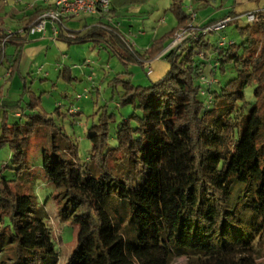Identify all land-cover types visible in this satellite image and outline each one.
<instances>
[{"label":"trees","instance_id":"obj_1","mask_svg":"<svg viewBox=\"0 0 264 264\" xmlns=\"http://www.w3.org/2000/svg\"><path fill=\"white\" fill-rule=\"evenodd\" d=\"M184 3L173 0L178 25L154 40L145 54L130 48L119 27L108 23L99 27L105 26L124 47L125 62L142 64L157 58L191 17ZM48 8L31 15L24 32H14L8 42L31 33V26ZM111 10L110 5L104 14ZM255 13L256 22L239 28L245 37L240 44L221 32L217 42L211 36L218 33L190 37L167 51L171 69L160 82L142 87L115 78V83L124 85L122 105L135 104L139 109L132 117L135 122L122 123L113 149L106 148L108 121L115 116L95 124L89 131L92 154L83 163L77 142L56 123L54 113L44 109L40 98L32 95L25 110H14L20 114L16 121L7 115L8 108L21 107L30 92L26 84L22 101H0L6 109L0 144L11 148L20 172L28 166L30 140L40 129L47 130L54 142V152H42L43 169L67 198L65 216L72 215L79 224L78 244L67 264H173L184 256L190 264H259L258 244L264 240V9ZM230 15L240 19L232 11L202 24ZM195 23L200 25L197 17ZM8 34L0 30V65L7 58L8 42L3 46L2 41ZM222 37L225 45L220 44ZM21 52L19 45L4 81L19 71ZM202 53L209 61L199 58ZM65 70L64 77L78 79L69 67ZM229 73L235 75L216 89ZM56 111L60 118L67 117L59 108ZM3 258L8 264L59 262L51 230L33 209L32 197L2 178Z\"/></svg>","mask_w":264,"mask_h":264},{"label":"rangeland","instance_id":"obj_2","mask_svg":"<svg viewBox=\"0 0 264 264\" xmlns=\"http://www.w3.org/2000/svg\"><path fill=\"white\" fill-rule=\"evenodd\" d=\"M1 1L0 6L2 5ZM192 1L185 0V10L190 12L189 7H186V5ZM207 1L209 6H203ZM172 4L173 0H149V3L138 7L150 16L143 22L146 26L145 31L153 32L154 38H160L177 25L175 12L170 9ZM193 6L197 10L198 21L213 19L222 14H229L232 11L235 15L240 16V19L232 21L228 28L221 33L228 40L234 39L240 44L245 40V37L239 34V28H244L253 23L248 21L247 13L263 10L264 0H194ZM161 18L164 19L161 20ZM13 20L17 21L16 19ZM14 21L5 18L6 26L8 25L12 28L17 25ZM176 32L174 33L173 41L175 40ZM105 35V40L100 37L95 38L101 39L103 43L94 40L85 43H68L65 40L50 42L48 56L41 61V64H37L27 77L26 86H28L30 92L25 94L22 101L20 97L23 94L21 88L24 87V83L21 80L18 84L21 90L13 92L10 99H8L11 102L13 101V103L19 100L22 101L21 107L16 106L6 110L0 103V127L5 118V110L8 111L7 115H9L11 120L16 121L18 118L14 115V110H25L27 103L31 101V96L34 95L35 99L38 100L40 98L42 100V105L47 112L54 113L56 123L65 129V133L77 142L80 163L86 161L92 154L93 146L91 139H89L90 129H93L95 124L104 122L108 116H115V118L108 121L110 122L109 141L106 149L117 148V131L124 121L131 120V122H135L132 117L139 109L135 107V104L122 105L121 94L124 90V85L123 83H115L114 79L119 77L123 81L131 82L133 85L149 87L155 82H160L169 73L171 66L165 57L158 58L159 56L157 57L158 59L148 62L144 61L142 64L136 60L123 62L121 56L128 55L126 50L110 37L109 32L106 31ZM211 37L214 42L220 40L219 34ZM5 39L6 37L3 38V40ZM8 39L10 40V38ZM108 40L112 42H108ZM146 40L145 36L136 35L129 43L135 50L139 51L140 43H144ZM173 43L162 53H167L166 51L171 50ZM7 45L5 50L7 58L4 64L0 65L1 78L7 75L11 61L10 57L14 52V46L11 43ZM205 56L202 53L199 58L209 61V56ZM39 67H44L42 73L38 72ZM66 67L70 69L78 67L72 72V75L78 78L77 80L75 78L69 80L64 77ZM204 67L208 71L209 66L204 65ZM228 70H230V67ZM234 75V73H229L224 76L222 84H218L215 88L219 90ZM90 77H92L93 81L89 80ZM219 77L221 78L220 75ZM16 78L12 82L9 80V83L5 81L7 83H5L4 87L9 89L11 85H17L16 82L18 83L19 77ZM207 78L212 79L209 75H207ZM86 88L90 92L86 93ZM247 91L249 93L252 92L251 89ZM80 94L82 97L79 98L78 95ZM202 99L205 98L202 97ZM118 103L122 106L118 107ZM70 107L77 108L79 114L74 115L68 112ZM57 108L67 117L60 118L56 111ZM30 142L26 153L28 166L22 172L14 164L11 148L8 145L0 144V180L3 178L12 181L15 189L20 194L32 197L33 209L43 215L46 225L51 230V236L59 253L58 264H67L78 244L79 224L74 221L72 215L71 217L65 216L63 211L67 206V198L60 189L49 181L43 169V150L49 149L50 153L54 152V142L50 138L49 133L45 129H40ZM5 166L6 168H4ZM68 208L70 210V207ZM258 245H260L261 249L258 255V263L264 264V240ZM174 261L173 264H190L185 256L179 257ZM5 263L11 262H8L7 258L0 260V264Z\"/></svg>","mask_w":264,"mask_h":264},{"label":"crops","instance_id":"obj_3","mask_svg":"<svg viewBox=\"0 0 264 264\" xmlns=\"http://www.w3.org/2000/svg\"><path fill=\"white\" fill-rule=\"evenodd\" d=\"M196 1H201V0H196ZM145 3H149V0H111L112 10L108 14H104V15L83 14L80 15L79 17H76V19L67 22L66 26L63 27L49 21L46 25L44 32L24 33L23 38L21 36L16 40L8 42L14 46L13 54L15 53L16 47L22 45L19 71L10 80V82H12L13 80L15 81L17 79L16 77H19V81L18 83L16 82L17 85L14 86L13 84V86L11 85L10 88L7 89L4 87L5 83L7 82H5L4 79H1L0 77V83H1L0 86L3 87V89L1 90L2 95L0 96V101L3 103L7 102L8 104H13V101L11 102L8 100L10 99L12 93L19 92L21 89H22L21 91L24 92V87L23 88L18 87L19 86L18 84L22 80L25 85L27 83V77L32 73L31 71L34 69V67H36L37 64L38 65L41 64V61L48 56V50L50 49L49 47L50 42L65 40L68 43H81V42L85 43L94 40L96 42L103 43L101 39H95V38L100 37L102 38V40H105L106 39L105 32L106 31L110 32V31L107 30L105 26L104 27L102 26V29L100 30L101 28L99 27L100 24L108 23L111 26L117 28L119 27L120 32L124 35L126 40L130 42L131 40H133L134 36L136 35L145 36L147 40L144 43L141 42L140 49L139 51L137 50V52L141 54H145V52L152 44V42L156 39H159L157 37L155 38L153 37V32L145 31L146 26L143 20H146L150 16L147 15V13L144 10L138 8L142 5H145ZM193 3L194 0L191 3L187 4L186 7H193L195 9ZM1 4L2 5L0 6V30H3L5 32L12 31L15 33L18 32V30L20 32H24L23 28L31 18L30 16L37 11L46 9L49 6L42 0H2ZM203 6L205 7L209 6L208 1ZM170 9L174 10L173 4ZM174 12L176 15L175 10ZM225 15L226 14H222L221 16H217L213 19L198 21V14H197V23L202 24L204 22H208L209 20H216L218 18H222ZM4 17L7 19H12V21H14L13 19H16L17 21H14L17 23L16 27L12 28L8 25L6 26ZM162 19L164 18H161V20ZM177 25H175L174 28ZM174 28L164 33L162 36L171 33ZM98 31H102L100 32L102 35H100ZM80 37H83V39L82 38L80 39ZM108 42H112V41L108 40ZM172 42L170 43L169 41L168 43H166V47L164 48V50L167 49L172 44ZM164 50L162 52H164ZM12 56L10 57V59L12 58ZM122 57L123 55L121 56V58ZM162 57H165L164 53L160 54L158 58H162ZM122 60L123 62H125L123 58ZM78 67H74L70 70H72L73 72L75 71V69H78ZM15 112L17 111H14V115L17 118H19L20 114Z\"/></svg>","mask_w":264,"mask_h":264},{"label":"built area","instance_id":"obj_4","mask_svg":"<svg viewBox=\"0 0 264 264\" xmlns=\"http://www.w3.org/2000/svg\"><path fill=\"white\" fill-rule=\"evenodd\" d=\"M47 5H49L48 10L42 12L39 15L38 20L35 21V24L31 26V32H44L46 25L49 21L60 25L61 27L66 26V23L76 19L83 14H104L109 11L111 0H42ZM189 10L192 12L191 17L182 26L177 32L175 36V40L172 42L174 48L178 44H182L183 42L187 41L190 37H195L199 39V36L216 34L223 32L228 26L230 25L231 21L236 19L237 17L229 16L227 18L221 19L216 21L215 23L204 25L200 24L197 25L195 23L197 13L193 10L192 7H189ZM248 21L256 22V13L255 12H248L247 13ZM9 34L5 40L2 41V45L5 46V43L8 42V38L14 33L12 31H8ZM57 33V31H56ZM129 42V41H128ZM221 45L226 44V38H221ZM133 46L131 45L130 48ZM169 51V50H168ZM167 52V51H166ZM165 54V53H164ZM151 63V62H150ZM152 70V69H151ZM150 70V72H151ZM38 72H43V67L38 68ZM10 73L6 75L9 77ZM203 80H207L202 78ZM90 81H93L92 77L89 78ZM86 93L90 92L86 88ZM78 97H82V95H78ZM70 112L77 113L78 110L75 107L70 109Z\"/></svg>","mask_w":264,"mask_h":264}]
</instances>
